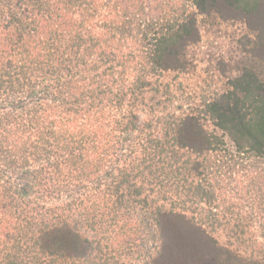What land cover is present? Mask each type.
Here are the masks:
<instances>
[{"label":"trees","instance_id":"trees-1","mask_svg":"<svg viewBox=\"0 0 264 264\" xmlns=\"http://www.w3.org/2000/svg\"><path fill=\"white\" fill-rule=\"evenodd\" d=\"M212 13L257 14L252 54L176 111ZM252 159L264 0H0V264H264L224 196Z\"/></svg>","mask_w":264,"mask_h":264},{"label":"rangeland","instance_id":"rangeland-1","mask_svg":"<svg viewBox=\"0 0 264 264\" xmlns=\"http://www.w3.org/2000/svg\"><path fill=\"white\" fill-rule=\"evenodd\" d=\"M230 14V13H228ZM197 23L200 31V39L189 48L190 59L194 66L185 73H169L166 79L174 85L181 83L177 93H182L173 106L176 111L188 108L182 100L186 96H191L189 101H196L201 94H211L215 90L223 88L225 76L238 72L246 60L247 55L252 52L247 50L251 45L248 41L256 36V30L260 28V20L257 14H253L243 19L220 17L216 14H199ZM249 60V58L247 59ZM187 99V97H186ZM263 162L260 159L246 160L245 169L234 171L232 178L226 182L227 186L224 196L231 202L235 211H241L240 221L248 224L251 220L247 216V210L258 211L253 223V234L250 241H254L255 252L264 255V230L260 225L264 220H260V172L263 171ZM262 169V170H260ZM262 222V223H260ZM221 238H226L222 234ZM244 249V246H241Z\"/></svg>","mask_w":264,"mask_h":264}]
</instances>
